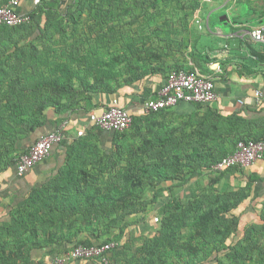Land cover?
Here are the masks:
<instances>
[{
    "label": "trees",
    "instance_id": "trees-1",
    "mask_svg": "<svg viewBox=\"0 0 264 264\" xmlns=\"http://www.w3.org/2000/svg\"><path fill=\"white\" fill-rule=\"evenodd\" d=\"M136 1L74 0L64 12L59 0H41L29 11V23L0 26V36H12L3 41V56L0 53V176L28 153L31 147L23 144L32 136L50 125L55 126L51 132L56 131L74 112L94 111L95 95L113 93L114 83L126 86L149 74L168 77L173 70H185L181 66L164 69L153 44L143 56L138 52L147 44L142 37L123 40L122 22L131 17L128 5ZM154 1L143 0L137 7L143 9V17L148 8L156 7ZM8 2L1 0L0 5ZM192 3L194 10L196 1ZM157 15L158 11H151L149 18L156 24ZM177 34L160 27L151 37L161 44ZM117 43L121 48L113 50ZM13 45L14 50L8 51ZM171 111L135 117L132 130L124 132L104 131L92 124L71 142L65 139L58 144L65 149V158L56 175L11 207L8 220L0 224V264H33L34 251L54 247L66 254L78 245L117 243L129 222L116 240L93 242V238L111 234L129 216L146 214L165 191H171V197L159 209L158 232L115 243L109 264H222L224 257L244 264L246 258L230 253L235 246L227 245L229 235L240 229L235 205L213 192L217 180L202 189L200 182L191 181L206 171L214 172L213 166L233 154L240 142L264 138L233 142L189 121L179 129L161 122L136 138L145 124L161 117L171 121ZM103 132L112 133L110 151L98 144ZM172 182L188 185L187 202L170 186H162ZM226 224L223 236L215 234L216 227Z\"/></svg>",
    "mask_w": 264,
    "mask_h": 264
},
{
    "label": "crops",
    "instance_id": "crops-1",
    "mask_svg": "<svg viewBox=\"0 0 264 264\" xmlns=\"http://www.w3.org/2000/svg\"><path fill=\"white\" fill-rule=\"evenodd\" d=\"M195 1L194 10L192 6L182 9L183 16L179 21L165 20L155 26L154 30L162 27L163 32H178L170 40L164 39L158 53L164 69L181 66L194 74L212 78L219 99L201 107L181 102L172 109L169 118L173 122L179 121L180 126L188 121L196 128L202 124L211 134L222 135L233 142L245 137L264 138V41H255L251 35L256 28L264 30V0ZM35 5L34 0H27L23 13ZM128 6L132 7L131 4ZM142 10L137 15L142 14ZM133 11L132 7L131 15ZM150 14L148 8L147 15ZM166 78L157 73L143 76L131 85L114 83L113 93L95 95L94 111L103 113L117 98L133 118L144 116L145 101L163 86ZM257 92L261 93L260 98L256 97ZM88 115L84 110L68 115V142L91 127ZM54 127L50 125L39 131L23 146L28 149ZM111 134L102 133L98 142L101 149L111 150ZM199 138L197 135L196 139ZM64 158L65 149L56 145L50 157L26 175L18 176L15 166L1 174L0 224L8 220L11 207L56 175ZM210 178L217 180L213 192L227 196V202L235 205L233 212L240 220V229L227 236V245L235 246L229 252L241 253L246 258L244 264H261L264 258V160L249 168L238 167L224 173L206 171L192 183L200 182L203 187H208ZM58 249L34 251L33 264H51L52 258L59 253Z\"/></svg>",
    "mask_w": 264,
    "mask_h": 264
},
{
    "label": "built area",
    "instance_id": "built-area-1",
    "mask_svg": "<svg viewBox=\"0 0 264 264\" xmlns=\"http://www.w3.org/2000/svg\"><path fill=\"white\" fill-rule=\"evenodd\" d=\"M26 1L9 0L7 4L0 5V26L19 27L29 23L31 21L29 12H18L19 8H23ZM34 1L38 5L41 0ZM251 35L255 41H264L263 28H256ZM256 97L260 98L261 93L257 92ZM218 99L219 95L213 79L186 70H173L154 96L145 101L144 111L146 114L157 113L162 110L173 109L181 102L209 105ZM88 118L91 124L109 132H124L129 130L133 124L131 113L121 105L117 98L111 102L103 113L98 114L91 111ZM67 126L68 123L65 122L56 131L41 136L31 146L28 153L23 155L17 162V175L22 177L47 160L54 146L66 139ZM82 134L79 133L78 135L81 136ZM261 160H264V141H242L237 145L233 154L213 166L212 170L214 172H224L234 167L249 168ZM114 247L115 243L113 242L91 247L78 245L64 256L57 258L53 264H109L110 252Z\"/></svg>",
    "mask_w": 264,
    "mask_h": 264
},
{
    "label": "rangeland",
    "instance_id": "rangeland-1",
    "mask_svg": "<svg viewBox=\"0 0 264 264\" xmlns=\"http://www.w3.org/2000/svg\"><path fill=\"white\" fill-rule=\"evenodd\" d=\"M60 1V6L61 9L64 10L65 12V8L66 6H69L70 4H72V2L74 0H59ZM153 1V0H150ZM142 2L141 1H136V3H131L132 7H134L133 14L131 15V17L126 18L125 20H123V25L122 28L125 31V39L123 40H131V38L135 37V38H144V41L147 43L146 45H142L141 48H139L140 50L138 52H140L143 56L145 54L144 49L145 48H149L148 45L153 44L154 46H157L159 48V46H161V44H159L158 42H155L154 37H151L153 35V32L155 31L154 28L157 25L155 22H153L152 20H150V15H146V17H143L144 15L140 14V9H138L137 7L142 6ZM154 2H156V7H150V11H155V10H160L158 12H160V15H157V21H159V23H161L162 21L165 20H180L181 16H183L182 14V9H184L185 7L189 8V6L192 3V0H155ZM172 10V11H169ZM87 12L83 15L86 16ZM148 18V19H146ZM147 21V23H146ZM8 40H12V36L10 35H3L0 36V53L2 51L3 48L2 47V43L3 41H8ZM21 46L23 44H20ZM119 48H121V44L117 43L115 44V46H113V50H119ZM14 50V45L10 47V49L8 51H13ZM16 51H14L15 53ZM149 52V51H148ZM154 52V51H150L149 53ZM29 53L28 50H26L27 54ZM1 55L3 56V54L1 53ZM11 58H8V60H10ZM163 122L166 123V120L164 118H159L157 120H155L154 122L150 123V124H145L144 126H142V131L139 134L138 137L139 138L141 135L147 134L150 131V128H157L158 125ZM171 123H173V126L175 128H180L182 127V125L180 126L178 124L179 121L173 122L169 121ZM129 130H132V128H130ZM196 179V178H194ZM193 179V180H194ZM192 180V181H193ZM209 181L212 180V178L208 179ZM191 181V182H192ZM208 181V182H209ZM165 183L162 186L163 187H171L173 189V193L179 197H181L183 199V201H188V199L190 198V193L188 191V185H179L178 182L175 183ZM205 188L202 185L200 186V189ZM154 189L148 191V195L149 197H151L154 193ZM171 191H165L164 192V197L163 199L160 200V202L156 205H153L149 208V211L146 214H141V215H137V216H129L126 219H124L123 221H121L120 226L112 229V233L107 235V236H102L99 239H95L93 238V242H104L106 241L108 238H113L114 240H116L117 238H115L121 231V227L124 228V225L126 224V222H129L130 225L125 229V234L124 237L122 238L121 241L116 240L117 243L116 245H121L123 243H125L126 241H132L134 239H139L141 237H146V236H153L155 235L160 227V223H161V219L162 217L159 215V209L167 202L169 196H170ZM171 197V196H170ZM227 232V224L220 226V227H216L215 228V234H220L223 236L222 233ZM184 241V240H183ZM182 241V242H183ZM65 253L64 252H60L58 253L56 256H54L53 262L51 264L54 263V261L57 258H60L61 256H64ZM193 260V259H192ZM222 264H234L232 261H229L228 258L224 257Z\"/></svg>",
    "mask_w": 264,
    "mask_h": 264
}]
</instances>
